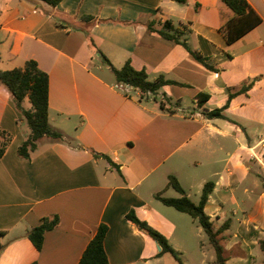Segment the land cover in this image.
I'll list each match as a JSON object with an SVG mask.
<instances>
[{"label":"crops","instance_id":"crops-1","mask_svg":"<svg viewBox=\"0 0 264 264\" xmlns=\"http://www.w3.org/2000/svg\"><path fill=\"white\" fill-rule=\"evenodd\" d=\"M246 1L262 22L228 45L220 29L233 13L220 0H63L57 7L40 0H0V71L37 62L49 77V123L65 137L43 138L30 159L20 156L29 129L0 83V133L10 136L0 160V264H77L100 225L107 227L109 264H167L168 253L126 216L134 212L176 252L188 253L185 228L164 215V207H172L156 198L174 190L167 188L171 176L190 199L184 184L203 190L207 177L218 176L204 210L215 229L227 223L220 235L226 264L256 263L253 255L264 252L259 245L264 241V131L248 133L228 117L248 106L255 93H264V0ZM166 20L188 25V43L218 71L148 30L149 22L160 28ZM103 56L116 69L129 61L146 70L151 81L163 76L181 85H166L157 97L141 99L138 89L116 81ZM106 72L110 75L101 74ZM251 83L246 93L231 98L225 118L204 115ZM200 93L209 95L202 106L196 99ZM23 106L31 107L28 99ZM226 138L236 139L239 152L234 158L227 152L223 168L218 154L224 153ZM201 157L209 174L199 170ZM211 202L215 207L209 212ZM232 202L237 205L229 206ZM54 215L60 222L46 232L38 251L27 233ZM196 224L205 263V250L214 248Z\"/></svg>","mask_w":264,"mask_h":264},{"label":"trees","instance_id":"trees-1","mask_svg":"<svg viewBox=\"0 0 264 264\" xmlns=\"http://www.w3.org/2000/svg\"><path fill=\"white\" fill-rule=\"evenodd\" d=\"M51 7H57L63 0H40ZM179 4H186L187 0H172ZM233 13L232 17L221 27L228 45H233L246 34L254 30L261 22L260 16L250 7L246 0H220ZM93 18V17H88ZM85 19V18H84ZM155 21L148 23V30L157 33L162 38L181 45L195 60L201 63L206 69L217 72L218 70L208 63V58L203 56L199 51L193 49L188 43L191 29L188 25H174L172 21L166 20L161 23L160 28H155ZM104 61L110 66L116 81L120 84L128 85L138 89L141 99L148 96H156L158 92L166 85L179 84L178 82L165 79L159 76L151 81L148 78L146 70H136L131 63L126 62L122 68L116 69L104 57ZM0 83L4 85L13 98L16 109L20 112L22 120L26 123L29 134L23 144L18 148V154L23 158L30 159L31 153L37 148L38 142L43 138L53 140H63L64 134L55 129L49 123V77L42 71L36 61L28 60L23 67L11 70L0 71ZM252 86V83L242 87L234 93L229 94L227 103L221 107L211 111H204V115L208 119L225 118L224 111L229 105V101L233 96L246 93ZM28 99L31 104L29 109L24 108V101ZM198 105L202 106L208 102L209 95L200 93L196 97ZM160 108L164 109V103L160 102ZM2 142L0 143V160L10 142V136L6 132H1ZM264 185V183H263ZM167 188H173L181 197H163L161 193L156 195L164 205L172 207L175 210L189 215L196 220L202 227L216 254L217 264H226L224 255V247L221 242L220 235L227 230V223L220 228L215 229L210 217L205 212V206L208 198L214 189V182H207L202 190L199 201L193 202L180 186L178 180L171 176L168 180ZM127 219L131 221L138 230L146 233L155 240L162 248V254L168 253L172 255L179 264H183L179 253L176 252L169 244L168 240L151 227L146 221L139 219L134 212L127 214ZM60 220L57 215L53 217L43 218L39 225L31 228L27 237L34 247L41 251L44 244V236L46 232L55 229ZM107 232L105 225H100L95 236L90 240L77 264H109L107 255L104 250V238ZM264 251V241L259 243ZM1 249V245H0Z\"/></svg>","mask_w":264,"mask_h":264},{"label":"rangeland","instance_id":"rangeland-1","mask_svg":"<svg viewBox=\"0 0 264 264\" xmlns=\"http://www.w3.org/2000/svg\"><path fill=\"white\" fill-rule=\"evenodd\" d=\"M100 64L103 65L104 63H102V60H99ZM105 65V64H104ZM96 71L98 72V69H96ZM103 76H108L110 75L109 72L106 73H101ZM115 80V79H114ZM262 96H264V93H255L252 97L251 100L248 101V106L246 105L243 110H237V111H233V112H229L228 113V117L234 121L239 122L240 126H243L246 131L248 133H257L260 130H262V132L264 131V98H262ZM243 102L247 101V98H241ZM189 104L191 105L192 100L188 101ZM24 127L26 129L27 125L24 122ZM223 143L225 146V150L224 153L221 154L219 152L218 154V158L222 159L224 158V163H223V168L225 166L228 165V158H230L229 155H227V152L233 154L232 158H234V155L237 154L239 151H237L238 148V142H236V139L234 138H226L223 139ZM200 159V161H202L203 166L201 168H199V170L201 171L202 174H209L207 171H205V163H207L206 159L198 158ZM222 165H220L219 169L221 171ZM208 171L211 170L210 168L207 169ZM218 179L217 177H207L208 181H215ZM185 187L188 189V193L190 194L191 199L197 203L199 201L200 195H201V191L202 189L196 187V188H192L191 190L189 189L187 184H184ZM242 190L238 191V194L241 195ZM164 197H169V198H174V197H178L179 194L177 192H175L172 189H169L167 192H165ZM240 200L242 199V197H240ZM237 202H232L229 206H236ZM243 205V204H242ZM211 208L209 209V212H212V210L214 209V204L213 202H211L210 204ZM164 207V206H161ZM243 207H245L243 205ZM163 213H165L164 215L173 220L174 222H178L179 226L182 228H185V231L187 233V238L188 240H190V244H189V248L190 251L188 253H181L179 254L181 260L183 261L184 264H214V251L213 249L208 245L209 249L211 252H209L208 250H205L206 252V262L205 263H201L200 259L202 257H204L203 254H201V251L199 250V246H198V239L195 237L196 234V227L198 222H194L193 219L186 214H181L175 210H173L172 208H165L163 210ZM229 215L231 216V213H229ZM239 215H242V213L240 212ZM235 218V217H233ZM216 222V221H215ZM234 224H237V222H234ZM191 226V229H190ZM236 230V227H233L231 229V231H228L226 233V237L227 238H231L233 232ZM203 238L205 239V241H207V238L203 235ZM227 241V240H226ZM224 243V242H223ZM212 256V258H211ZM254 258L256 259V263L255 264H264V252H258L257 255H253ZM166 257L168 259L167 264L169 263V261L172 263V261H175V259L170 256L169 254H166ZM176 263V262H173Z\"/></svg>","mask_w":264,"mask_h":264}]
</instances>
